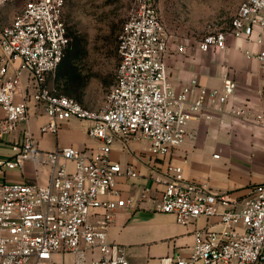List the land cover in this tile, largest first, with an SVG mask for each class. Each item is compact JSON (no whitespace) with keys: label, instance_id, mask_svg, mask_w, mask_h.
<instances>
[{"label":"built area","instance_id":"obj_1","mask_svg":"<svg viewBox=\"0 0 264 264\" xmlns=\"http://www.w3.org/2000/svg\"><path fill=\"white\" fill-rule=\"evenodd\" d=\"M9 1L14 0H0V11ZM65 3L28 0L0 32V264H133L126 247L108 234L116 212L134 204L133 198L121 196L117 178L139 175L134 164L123 168L111 158L114 140L148 139L149 151L163 159L184 142L190 121L223 110L238 83L226 75L221 87L198 79L172 87L166 23L156 0H136L119 40L116 80L104 107L90 108L55 93L48 77L71 44ZM255 28L264 33V0H242L230 25L208 31L197 46L223 50L228 35L250 40ZM258 41L263 42L262 34ZM257 57L264 66V49ZM32 106L48 117L42 132L56 133L61 122L72 118L88 120V135L98 146L90 153L76 145L44 150L26 130L12 139L29 120ZM29 161L38 163L35 180L7 178L11 170L24 171ZM154 170L166 175L153 176L154 183L164 184L159 211L173 213L181 224L219 216L222 225L220 230L196 229L192 252L178 254L177 264H264V182L238 198L187 179L181 165L158 161ZM67 253L75 260H66Z\"/></svg>","mask_w":264,"mask_h":264},{"label":"crops","instance_id":"obj_2","mask_svg":"<svg viewBox=\"0 0 264 264\" xmlns=\"http://www.w3.org/2000/svg\"><path fill=\"white\" fill-rule=\"evenodd\" d=\"M11 15L9 7L0 11V32L2 26L12 20ZM260 34L262 43L258 41ZM178 46L170 48L169 45L165 57L168 82L172 87L180 89L192 79L209 87H221L224 77L230 75L237 81L238 88L222 111L209 110L200 119L190 121L184 142L163 159L149 151L148 139L125 141L117 136L114 140L111 158L123 168L134 164L139 175L123 174L117 178L121 196L133 198L134 204L116 212L108 234L111 241L126 247L133 264H177L178 254L188 256L192 252L196 229L222 228L219 216H200L189 224H181L173 213L156 208L164 184L154 183L153 176H166L164 171L154 170L158 161L181 165L187 179L238 198L248 193L252 185L264 182V66L257 57L264 49V33L255 28L250 40L230 34L223 50L203 51L198 46L191 49L185 45V51L181 52ZM47 121L43 109L32 106L29 120L11 137L15 139L26 130L44 150L76 145L90 153L98 146L88 135V120L63 121L56 133L41 131ZM37 166V162L29 161L24 171L11 170L7 178L33 181ZM148 188V199L144 200L142 195ZM98 254L96 250L94 255ZM67 255L68 261L76 258L73 253Z\"/></svg>","mask_w":264,"mask_h":264},{"label":"rangeland","instance_id":"obj_3","mask_svg":"<svg viewBox=\"0 0 264 264\" xmlns=\"http://www.w3.org/2000/svg\"><path fill=\"white\" fill-rule=\"evenodd\" d=\"M27 1H9L1 10L9 7L14 18ZM135 1L66 0L64 20L67 31L73 38L81 39V47L69 50L50 74L48 83L55 93L75 97L94 109L104 107L116 80L119 40L135 8ZM241 1L156 0V6L166 23L170 48L185 44L192 49L208 31L228 27ZM9 180L12 181L10 177ZM60 257L57 255V260ZM64 258L69 257L65 254Z\"/></svg>","mask_w":264,"mask_h":264},{"label":"trees","instance_id":"obj_4","mask_svg":"<svg viewBox=\"0 0 264 264\" xmlns=\"http://www.w3.org/2000/svg\"><path fill=\"white\" fill-rule=\"evenodd\" d=\"M69 34V36H70V38H71V44H70V46L68 47V49L66 50V52H65V54H64V56H63V59L65 58V55H66V53L69 51V50H71V49H79L80 47H81V39H79V38H73L72 36H71V34L70 33H68ZM63 59H62V61H63ZM61 61V62H62ZM60 62V63H61ZM59 66V65H58Z\"/></svg>","mask_w":264,"mask_h":264}]
</instances>
